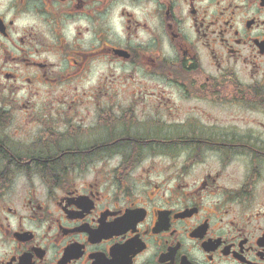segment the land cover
Listing matches in <instances>:
<instances>
[{
    "label": "flooded vegetation",
    "instance_id": "1",
    "mask_svg": "<svg viewBox=\"0 0 264 264\" xmlns=\"http://www.w3.org/2000/svg\"><path fill=\"white\" fill-rule=\"evenodd\" d=\"M0 264H264V0H0Z\"/></svg>",
    "mask_w": 264,
    "mask_h": 264
},
{
    "label": "rangeland",
    "instance_id": "2",
    "mask_svg": "<svg viewBox=\"0 0 264 264\" xmlns=\"http://www.w3.org/2000/svg\"><path fill=\"white\" fill-rule=\"evenodd\" d=\"M15 132H16V128L14 126H12L10 129H6V130L4 129L2 131L4 137H12V138L16 136ZM15 140H16V137L12 141H15Z\"/></svg>",
    "mask_w": 264,
    "mask_h": 264
}]
</instances>
